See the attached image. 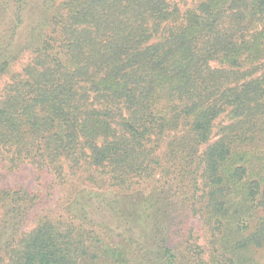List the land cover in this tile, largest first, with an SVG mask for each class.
<instances>
[{
    "label": "trees",
    "instance_id": "1",
    "mask_svg": "<svg viewBox=\"0 0 264 264\" xmlns=\"http://www.w3.org/2000/svg\"><path fill=\"white\" fill-rule=\"evenodd\" d=\"M4 77L0 264H264V0H0Z\"/></svg>",
    "mask_w": 264,
    "mask_h": 264
},
{
    "label": "rangeland",
    "instance_id": "2",
    "mask_svg": "<svg viewBox=\"0 0 264 264\" xmlns=\"http://www.w3.org/2000/svg\"><path fill=\"white\" fill-rule=\"evenodd\" d=\"M177 2L181 11H185L187 8L192 7L197 0H169ZM29 56H24L18 63H16L12 72H20L28 61ZM9 81V77H4L0 81V87L3 86L6 82ZM2 170L0 169V179H2L5 183L11 185H21L27 188L39 190L46 195V199L48 200V207L53 205L54 202L61 195V187L58 186L51 175L47 172H40L35 167L25 166L21 170L15 171L11 174L3 173L5 176H1ZM42 173V174H41ZM33 227V223H31L30 227ZM190 226L194 229V236L198 239V242L206 249V244L204 240V232L202 230V226L197 219H193L190 222Z\"/></svg>",
    "mask_w": 264,
    "mask_h": 264
}]
</instances>
